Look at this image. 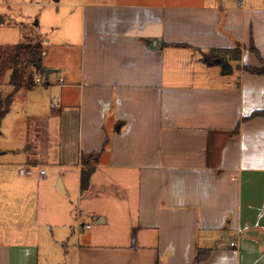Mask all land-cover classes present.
<instances>
[{
  "label": "crops",
  "instance_id": "crops-1",
  "mask_svg": "<svg viewBox=\"0 0 264 264\" xmlns=\"http://www.w3.org/2000/svg\"><path fill=\"white\" fill-rule=\"evenodd\" d=\"M44 1L78 59L54 68L44 144L16 171L34 212L0 230V264H264V75L244 70L262 68L264 0Z\"/></svg>",
  "mask_w": 264,
  "mask_h": 264
},
{
  "label": "rangeland",
  "instance_id": "rangeland-1",
  "mask_svg": "<svg viewBox=\"0 0 264 264\" xmlns=\"http://www.w3.org/2000/svg\"><path fill=\"white\" fill-rule=\"evenodd\" d=\"M45 1L52 4L54 2V0ZM57 11L54 7H35L23 0H0V17L4 20L0 24V48L12 47L26 41L36 43L44 39L42 45L43 52H46V55L43 53L42 68L45 71L55 70L54 73L49 75L47 82L44 80V75L42 78L38 74L35 77L36 85L33 89L19 90L14 95L6 114L4 102L12 92V88L8 85L10 72L5 74L3 84L0 87L1 231H8V224L13 222V217L18 213L24 212L27 217L34 212L33 184H28V181H31L30 179L18 177L16 171H18L19 164L34 162L38 155L35 149L44 144L47 118L55 112L50 108V105L53 98L58 96L60 72H57V70L67 64L73 67L78 59L74 45L72 48L71 46H59L64 33V24H60V18L57 20L52 18V15ZM46 18L47 20H45ZM46 21L50 22L54 29L48 30L44 25ZM47 39H50L49 44L46 43ZM62 51L70 52L71 57L69 59L64 58L65 55L61 56ZM19 67H22V65ZM29 72V69L24 70L23 75L26 77ZM28 152L31 154L30 156ZM7 164H16V168L7 167ZM39 189L43 194L42 198L45 203L47 197L43 185ZM23 194L28 195L25 200ZM37 213H41L38 206ZM44 257L45 255L40 250V264H46Z\"/></svg>",
  "mask_w": 264,
  "mask_h": 264
},
{
  "label": "trees",
  "instance_id": "trees-1",
  "mask_svg": "<svg viewBox=\"0 0 264 264\" xmlns=\"http://www.w3.org/2000/svg\"><path fill=\"white\" fill-rule=\"evenodd\" d=\"M42 53L43 46L41 42H24L21 44H17L12 47H1L0 48V87L3 84V79L5 78V74L10 72V78L8 85L12 88V92L6 98L4 105L6 107L5 114L7 113L9 107L11 106L14 95L21 89L31 90L36 85L35 77L40 74L43 78L45 73V69L42 68ZM214 55L206 56V61L215 62L217 60H221V58H225V56L230 53V51L221 50L214 51ZM236 60H238V49L236 50ZM260 63L262 64L261 69H254L249 67H244V70L248 73L255 75H264V60L260 59ZM22 65V67H19ZM29 69L30 72L27 73L25 77L23 75L24 70ZM264 116V111L256 112L253 114V117ZM83 157V156H82ZM95 155H89L83 159V165L89 167L90 164L93 166L96 162ZM93 169L87 168L82 170L80 176V188L81 191L84 192L88 189L90 184V178L92 176ZM211 250H199L196 254V257L192 264H201L212 254Z\"/></svg>",
  "mask_w": 264,
  "mask_h": 264
},
{
  "label": "water",
  "instance_id": "water-1",
  "mask_svg": "<svg viewBox=\"0 0 264 264\" xmlns=\"http://www.w3.org/2000/svg\"><path fill=\"white\" fill-rule=\"evenodd\" d=\"M4 22V20L2 19V17H0V24H2ZM221 63L222 69H223V74H231L232 73V68L229 64L226 63H222V62H218ZM55 71L53 70H46L44 73V80L47 82L48 77L50 74L54 73Z\"/></svg>",
  "mask_w": 264,
  "mask_h": 264
},
{
  "label": "built area",
  "instance_id": "built-area-1",
  "mask_svg": "<svg viewBox=\"0 0 264 264\" xmlns=\"http://www.w3.org/2000/svg\"><path fill=\"white\" fill-rule=\"evenodd\" d=\"M23 1L26 2L27 4L34 5V4H36L37 0H23ZM52 106H53V108L57 107L56 100L52 101ZM43 173H44V171H40V175H43ZM27 174H29V171H27ZM87 228H89V227H87ZM230 247H235V244L231 243Z\"/></svg>",
  "mask_w": 264,
  "mask_h": 264
}]
</instances>
